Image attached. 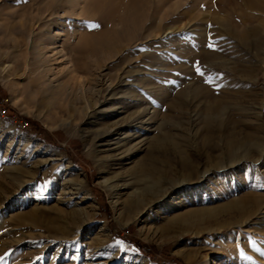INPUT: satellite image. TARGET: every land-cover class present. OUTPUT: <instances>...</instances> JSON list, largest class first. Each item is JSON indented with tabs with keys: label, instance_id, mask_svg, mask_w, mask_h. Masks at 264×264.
<instances>
[{
	"label": "rangeland",
	"instance_id": "1",
	"mask_svg": "<svg viewBox=\"0 0 264 264\" xmlns=\"http://www.w3.org/2000/svg\"><path fill=\"white\" fill-rule=\"evenodd\" d=\"M123 1L0 0V264H264V0Z\"/></svg>",
	"mask_w": 264,
	"mask_h": 264
},
{
	"label": "bare ground",
	"instance_id": "2",
	"mask_svg": "<svg viewBox=\"0 0 264 264\" xmlns=\"http://www.w3.org/2000/svg\"><path fill=\"white\" fill-rule=\"evenodd\" d=\"M169 1L171 0H161V1H158L157 2V5L156 7L158 8H161L163 7L165 4H167ZM123 4L122 7L125 9V10H132V12L134 13V11L137 9V7L139 6L137 1L136 0H126V2L123 1ZM136 12V11H135ZM128 24V23H127ZM104 35L102 37H95L94 34H93V37L91 38L90 40V44H91V50L93 51H96V50H99V49H109L110 50V47H111V42H109L110 38H103ZM239 38L242 39V40H246V35L245 34H241L239 35ZM90 39V37H89ZM99 52V51H98ZM214 56H210V58H213ZM185 96V94H184ZM223 111V108H222V104L221 103H213V104H210L209 106H207L206 110H205V124H206V127H207V136L205 137V141H207V144H208V140L212 139V135H213V130H212V121L217 118L218 114H220L221 112ZM211 134V135H210ZM205 136V135H204ZM167 137H165L164 139H166ZM236 139V138H235ZM233 137L230 138L227 142V145H228V158L230 161L234 162V161H237L240 159L241 157V154L239 152V149H240V144L238 142V140H235ZM254 139V138H253ZM168 141V140H167ZM204 142V141H203ZM245 142V141H244ZM243 142V143H244ZM250 142V141H249ZM253 142V140H252ZM164 143V142H163ZM162 143V144H163ZM169 143V141H168ZM210 143V142H209ZM255 143V142H254ZM257 143H259L257 141ZM161 144V143H159ZM171 145V144H170ZM226 145V144H225ZM256 146V145H255ZM260 146V145H259ZM254 147V146H253ZM244 150V149H243ZM226 154V153H225ZM222 161V160H221ZM221 161H218L216 162V167L220 164ZM188 168L190 169L189 171H187V173H184L181 175V177H193L194 175L198 174L197 170H194L192 169V167L188 166ZM175 181V180H174ZM177 181V180H176ZM157 182V181H156ZM159 182V181H158ZM170 183V182H169ZM154 185V184H153ZM152 188V187H151ZM150 191H153V190H150ZM152 193V192H150ZM157 193L154 192L153 195H151L149 197V199H153L154 197H156ZM254 205H257L259 201H257L254 197H250L248 198ZM148 200V199H147ZM141 201V200H140ZM245 201V200H244ZM243 200L241 201H238L237 203L231 205L233 208H236L237 210H239L240 212H243L244 214H248L250 213L251 209L250 210H246L245 209V203ZM147 202V201H146ZM232 208V209H233ZM251 208V207H250Z\"/></svg>",
	"mask_w": 264,
	"mask_h": 264
},
{
	"label": "trees",
	"instance_id": "3",
	"mask_svg": "<svg viewBox=\"0 0 264 264\" xmlns=\"http://www.w3.org/2000/svg\"><path fill=\"white\" fill-rule=\"evenodd\" d=\"M4 108V110H5V112H6V114H7V116L8 117H12V113H11V110L9 109V108H7V107H3ZM20 119V121H23L26 125H28V126H32L34 129H35V127H37V125L34 123V122H32V121H30V120H27V119H21V118H19ZM136 243H138V242H136ZM138 245L142 248V249H144L145 250V248H144V246L142 245V244H139L138 243Z\"/></svg>",
	"mask_w": 264,
	"mask_h": 264
},
{
	"label": "snow or ice",
	"instance_id": "4",
	"mask_svg": "<svg viewBox=\"0 0 264 264\" xmlns=\"http://www.w3.org/2000/svg\"><path fill=\"white\" fill-rule=\"evenodd\" d=\"M93 27H97L98 25H92ZM197 71H199V69H197ZM202 74V73H201Z\"/></svg>",
	"mask_w": 264,
	"mask_h": 264
}]
</instances>
